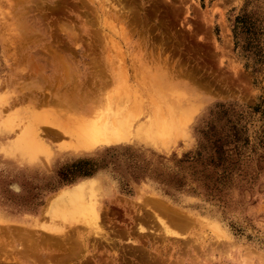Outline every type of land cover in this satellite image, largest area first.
Masks as SVG:
<instances>
[{
	"label": "rangeland",
	"instance_id": "rangeland-1",
	"mask_svg": "<svg viewBox=\"0 0 264 264\" xmlns=\"http://www.w3.org/2000/svg\"><path fill=\"white\" fill-rule=\"evenodd\" d=\"M21 1L0 0V148L5 154L32 120L46 149L33 165L0 150V264H264V0ZM26 49L71 54L74 81L88 85L126 65L146 95L142 127L159 106L172 129L74 155L70 134L55 140L49 125L70 128L87 114L30 100L59 85L32 76L20 58ZM111 78L104 97L119 89ZM156 80L165 85L156 89ZM84 180L101 188V230L85 215L89 190L64 208L53 203L55 218L44 211Z\"/></svg>",
	"mask_w": 264,
	"mask_h": 264
},
{
	"label": "bare ground",
	"instance_id": "bare-ground-1",
	"mask_svg": "<svg viewBox=\"0 0 264 264\" xmlns=\"http://www.w3.org/2000/svg\"><path fill=\"white\" fill-rule=\"evenodd\" d=\"M104 1H106V3H108V4H109V2H111L110 0H104ZM18 2L22 3L23 1L18 0ZM14 6H16V5H14ZM28 26H30V24ZM66 27L68 28V26H66ZM68 29L70 30V27ZM31 30H32L31 26L26 27L24 39L25 40L27 39V41L30 39V36L35 33V30H32V31ZM72 31H71V33H67L68 40L70 41V43H72V42H74V40L78 39L76 33H74L75 31H73V32ZM101 31H102V29H101ZM62 32H63V30H62ZM99 33L101 34L102 32H99ZM39 35L43 36L44 34L42 33V35L41 34H39ZM99 36H101V35H99ZM106 37H108V36H106ZM102 41L103 40H101V42ZM101 42H100V46H101ZM12 46H14V45H12ZM13 49H15V48H13ZM105 50H104V52H105ZM23 52H24V54L20 58L23 59L24 62L26 61L28 63V65L32 67V72H33L32 76H34L37 81H39L40 83H42L46 87L47 86H53V85H59L58 86L59 88L56 91V93L48 94V95H46L47 94L46 91L43 94L35 93L33 95V99H30V100L36 106H39L40 108H44V109L45 108H50V109L54 108V110H55V108L56 109L60 108L61 112H63V113L65 112L66 109H68V114H69V109L70 110L73 109V110H76L77 112L80 111L81 113L83 111L84 114H87V116H88V117L86 116V118H83L82 114H80L81 117H79L80 115L77 114V116H76L77 118H75V120H73L72 123L70 122L73 125H71L69 123L71 125V127L68 125V127H70V128H67V127H65L67 125H65L64 127L57 125L56 123H59L60 120L57 119L59 122L58 121L55 122L56 120H54V117L52 118L50 115L49 116L47 115L48 116L47 118L49 119L51 117L50 119L51 120L53 119L54 120L53 122L56 124V125H54V124L49 125V127H51V129H52L51 135L53 136V138H55V140L56 139L59 140V138H62L63 136L68 135V134H70V136L75 140V142H74V140L72 139V142H73L72 148L73 149H71V150H73L72 153L74 155H83L86 153H90L99 147L114 145V144H118V143L123 142V141H132V140H134V138H138L139 140H145V141L153 139V137L162 138V137H164L165 131L172 129L173 124H171V121L168 122L165 120L166 117L164 115L165 114L164 109L158 108L159 106H157L155 109V113H156L157 117H155L152 124L149 123L148 125L146 124L144 127H142L143 123L141 121L144 120V115L146 113L145 112V109H146L145 96L146 95H143V94H140L139 92H136L137 88L135 90L134 87H137V86H134L135 84L132 86L131 82L133 81V79H132V76H130L132 74L128 73L129 70H128V68H125L126 65H125V67L123 66L124 68L122 70L119 69L118 73L113 78L116 85L117 84L120 85L119 87H117V89L118 88L119 89L118 90L116 89L117 94L114 93L115 96H113V97L111 95H109V96L107 95L106 97H104V93H101V91H104V89L102 90V88L105 87L104 85H109V83H111L110 80H108L111 78V76L108 75V77H110V78L107 77L108 79H106L104 81L99 80L97 83L95 81H91L90 82L91 85H88V83L84 79L79 80V81L78 80L74 81L73 76L77 75L75 72H80V66H79V64L75 63L74 58L71 54L62 55V51L58 52L57 50L51 49L52 54L49 53L50 55H48V57L46 58V57L39 56L38 55L39 51H36V50L32 51V49H29V50L26 49ZM41 61H43L44 63ZM92 61H93V59H92ZM99 63H101V62H99ZM97 65H99L98 60H97ZM121 65H123V64H121ZM130 70H131V72L133 71L132 73H134L136 71V69H135V71H134V69L133 70L130 69ZM98 71H100V70H98ZM96 73H97V71H96ZM94 74L92 75L93 78H94ZM135 75H133V76H135ZM137 78H139V77H137ZM141 78H143V77H141ZM94 79H97L96 76ZM104 79H105V76H104ZM155 85H156V89H160L165 84L163 82H160V81L157 82V80H156ZM137 91H140V89ZM126 96H127V100L129 101V105H124L125 100H126L125 99ZM179 97H181V96H179ZM184 99H185V97H184ZM171 100H170V103H173V102H171ZM175 100H176V98H175ZM186 100H184V101L186 102ZM178 102H180V105H182L180 100ZM126 104H128V103L126 102ZM193 105H195V104H193ZM186 106H188V105H186ZM184 108H186V107H184ZM189 109H190V107H189ZM184 111L186 113V110H184ZM193 111L190 113L195 115L197 112L196 109L194 110V108H193ZM180 113H181V111H180ZM190 113H188V115ZM49 114H51V113H49ZM71 114H73V112H70V115ZM40 115H41V113H40ZM184 115L187 116L186 114H184ZM35 116H36V118L35 117H32V118L37 123L39 120L44 118L43 116H42L43 118L39 117V115H35ZM83 116H85V115H83ZM56 118H59V116ZM62 118H63V116H62ZM62 118H61V120H62ZM179 118H181V116ZM183 118H181V119H183ZM45 119H46V117H45ZM185 119H186V117H185ZM185 119H183V120H185ZM189 119H192V117L189 116V118H187V120H185V121H188ZM51 120H49V121H51ZM70 120H68L67 122H69ZM183 120H180V121H183ZM178 121H179V119H178ZM46 122H48V121H46ZM30 123H32V120L29 121L28 127L24 130L21 138L18 137L19 139L17 138L18 139L17 141L12 142L8 149L7 148H6V150L4 149L5 154H3V152L0 148L1 153L4 155V157L16 160L15 162H17L19 165L22 164L23 162L28 163L30 165L39 163V162H35L37 160L36 155H37L39 150L46 149V145L44 143H42L43 141L40 142L37 139L38 136L40 135L37 132V130H38L36 128L37 126L34 127ZM60 123L61 124L64 123V120L61 121ZM184 124L187 125V122ZM62 125H64V124H62ZM73 127H75V128H73ZM154 132H159V134H158L159 136L153 135ZM68 137L69 136H67L66 138H68ZM42 150L40 152H42ZM99 182L102 183V179H100ZM100 189L95 188L93 186L92 180L81 181V182L75 184L74 186L62 189L57 195H54L52 198L48 199L47 202L48 201H51V202L46 203V204H48V206H46L44 211L46 212L47 215L55 218L56 216L54 214H52L50 211V210H53L52 209L54 206L53 203L54 204L58 203L57 205L61 204L62 208H64L66 206V203L63 204V201H65V199H70L73 196L74 197L75 196H83V194L89 190L92 193L93 203H92L89 210L87 207H85L87 209V211H85V215H86L87 219L89 216V220H91L93 227L96 230H99L101 228L100 227L101 225L99 223L100 214H98V206L100 205L99 204L100 200L97 197V191H99ZM101 195H102V193H101ZM52 199L54 201H52ZM97 199L99 200V202ZM158 207L161 208V206H158ZM159 210L164 213V210H162V209H159ZM67 211H68V209H67ZM156 212H153V213H156ZM168 214H169V212H168ZM67 218H69V217H67ZM82 221H83V219H82ZM54 230H55V228H54ZM32 234H33V232H32ZM96 234H100L99 231H96ZM46 237L50 238L49 236H46ZM42 238H43V236H42ZM66 238H67V236H66ZM66 238L64 237L65 240H66ZM40 239H41V237H40ZM45 239L43 240V242L46 241ZM59 240L61 241V239H59ZM43 242L40 241L39 244L43 243ZM70 245L71 244H69V246ZM45 259H47V258L45 257Z\"/></svg>",
	"mask_w": 264,
	"mask_h": 264
}]
</instances>
